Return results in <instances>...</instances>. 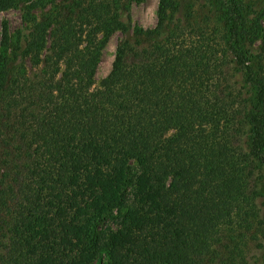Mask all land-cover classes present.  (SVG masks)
I'll list each match as a JSON object with an SVG mask.
<instances>
[{
	"label": "trees",
	"instance_id": "obj_1",
	"mask_svg": "<svg viewBox=\"0 0 264 264\" xmlns=\"http://www.w3.org/2000/svg\"><path fill=\"white\" fill-rule=\"evenodd\" d=\"M142 1L0 0V264H264V0Z\"/></svg>",
	"mask_w": 264,
	"mask_h": 264
},
{
	"label": "rangeland",
	"instance_id": "obj_2",
	"mask_svg": "<svg viewBox=\"0 0 264 264\" xmlns=\"http://www.w3.org/2000/svg\"><path fill=\"white\" fill-rule=\"evenodd\" d=\"M159 2L160 0H143L140 3H133L131 6V17L133 24L143 29L155 28L157 24V11ZM40 14L41 12L39 9L33 12V15L37 18ZM24 18L25 17H23L20 8H12L0 12V51L2 50L1 36L3 23L5 22L8 25L9 35L13 36L15 32L25 24ZM121 38L122 35L120 33H115L109 39V42L104 48L101 61L96 71L95 79L97 83H99L110 73L116 53V46Z\"/></svg>",
	"mask_w": 264,
	"mask_h": 264
}]
</instances>
